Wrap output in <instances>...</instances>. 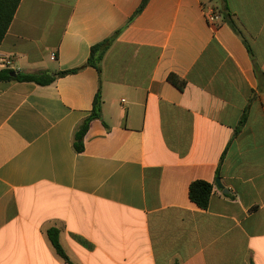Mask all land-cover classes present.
<instances>
[{"label":"crops","instance_id":"1","mask_svg":"<svg viewBox=\"0 0 264 264\" xmlns=\"http://www.w3.org/2000/svg\"><path fill=\"white\" fill-rule=\"evenodd\" d=\"M142 2L21 1L0 71H79L0 83V264H68L53 227L74 264H264V0Z\"/></svg>","mask_w":264,"mask_h":264},{"label":"trees","instance_id":"2","mask_svg":"<svg viewBox=\"0 0 264 264\" xmlns=\"http://www.w3.org/2000/svg\"><path fill=\"white\" fill-rule=\"evenodd\" d=\"M22 0H0V48L2 43L10 29V26L15 18L18 8ZM149 0H143L139 9L141 11L146 7ZM115 36L106 40L105 42L92 47L90 57L86 63L87 66H92L98 71H101L102 61L112 45ZM79 71V69L62 71L57 76H65L67 74H73ZM57 76L51 75L46 72L41 73H23L12 69H3L0 71V83L1 82H19V83H34L37 85L46 86L53 83ZM169 80L172 84L183 90L186 86V82L180 79L176 75H171ZM102 96L99 92L94 100L93 110L90 116H88L84 122L77 129L74 136V147L77 152L84 151V139L89 130L90 123L102 117ZM213 185L207 181H195L190 185L189 195L192 202H194L199 208L207 209L212 196ZM48 237L55 248L56 252L66 261L68 264H74L67 255L60 240V229L53 227L47 232Z\"/></svg>","mask_w":264,"mask_h":264},{"label":"built area","instance_id":"3","mask_svg":"<svg viewBox=\"0 0 264 264\" xmlns=\"http://www.w3.org/2000/svg\"><path fill=\"white\" fill-rule=\"evenodd\" d=\"M52 58L55 59V54L52 55ZM2 65L4 66H11L13 64L12 60H2L1 62Z\"/></svg>","mask_w":264,"mask_h":264},{"label":"water","instance_id":"4","mask_svg":"<svg viewBox=\"0 0 264 264\" xmlns=\"http://www.w3.org/2000/svg\"><path fill=\"white\" fill-rule=\"evenodd\" d=\"M217 184H218V186H219L221 189L224 190V192H225L226 194L229 193V191H228L227 189H225L224 185L222 184V182H221L219 179L217 180Z\"/></svg>","mask_w":264,"mask_h":264}]
</instances>
